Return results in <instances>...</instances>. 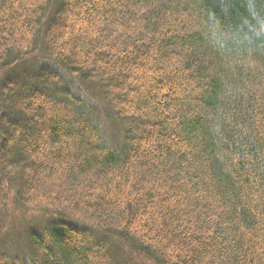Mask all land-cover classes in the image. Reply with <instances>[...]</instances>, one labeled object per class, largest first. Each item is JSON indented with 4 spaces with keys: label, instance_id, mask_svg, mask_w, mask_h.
Returning <instances> with one entry per match:
<instances>
[{
    "label": "trees",
    "instance_id": "obj_1",
    "mask_svg": "<svg viewBox=\"0 0 264 264\" xmlns=\"http://www.w3.org/2000/svg\"><path fill=\"white\" fill-rule=\"evenodd\" d=\"M9 195L0 264H264V0H0Z\"/></svg>",
    "mask_w": 264,
    "mask_h": 264
},
{
    "label": "rangeland",
    "instance_id": "obj_2",
    "mask_svg": "<svg viewBox=\"0 0 264 264\" xmlns=\"http://www.w3.org/2000/svg\"><path fill=\"white\" fill-rule=\"evenodd\" d=\"M1 207L3 212L0 216V231H13L23 227V223L32 224L33 221H36L32 214L25 215L26 213H22L18 208L12 206L10 195L5 198Z\"/></svg>",
    "mask_w": 264,
    "mask_h": 264
}]
</instances>
